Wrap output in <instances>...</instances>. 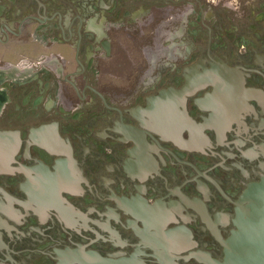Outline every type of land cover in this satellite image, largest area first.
<instances>
[{"label":"flooded vegetation","instance_id":"af4514ba","mask_svg":"<svg viewBox=\"0 0 264 264\" xmlns=\"http://www.w3.org/2000/svg\"><path fill=\"white\" fill-rule=\"evenodd\" d=\"M14 42L43 47L0 59V264L222 261L264 177V0H0Z\"/></svg>","mask_w":264,"mask_h":264},{"label":"water","instance_id":"95a60500","mask_svg":"<svg viewBox=\"0 0 264 264\" xmlns=\"http://www.w3.org/2000/svg\"><path fill=\"white\" fill-rule=\"evenodd\" d=\"M211 75L213 79H216V82H213L216 92L230 87L226 80L230 77L224 78L219 73H212ZM183 92L184 89L176 94L181 100ZM178 114L181 123L182 113L179 112ZM190 122L191 120L189 121L191 125ZM232 223L234 229L223 242L224 256L222 261L208 258L206 264H264V177L259 182L244 189L235 204V216ZM67 258L70 260L66 259L68 260L66 263L60 262L58 264L77 263L74 260L75 256L71 258L69 255Z\"/></svg>","mask_w":264,"mask_h":264},{"label":"crops","instance_id":"0c3cea01","mask_svg":"<svg viewBox=\"0 0 264 264\" xmlns=\"http://www.w3.org/2000/svg\"><path fill=\"white\" fill-rule=\"evenodd\" d=\"M11 25H13V27L15 28L16 26L13 23H10ZM10 25V26H11ZM20 45V44H19ZM17 44L12 43L10 46L5 47H0V59H6L5 55H9L7 56L8 59L6 60L7 62H15L16 60H28V61H36L38 59V57H40V54L42 53V49L41 47L43 46H39V45H31V46H19ZM52 51L54 53H61L62 50L59 47H54L52 48ZM44 53V52H43ZM46 59H49V57ZM6 204H4L2 202V206L5 207ZM12 210V208L10 209ZM8 216H10V214H8ZM10 218V219H9ZM9 218H5V216L3 217V220L1 221L3 223V226H0V229L2 228H7L9 229L11 225L14 224V219L12 218V216H10ZM16 226V225H15ZM14 228V226H13ZM16 230V229H15ZM1 231V230H0ZM4 232L3 230L0 232V236L4 237V234L2 233Z\"/></svg>","mask_w":264,"mask_h":264}]
</instances>
